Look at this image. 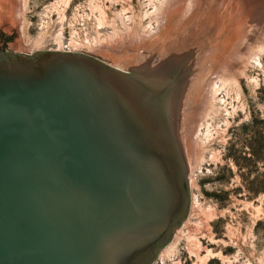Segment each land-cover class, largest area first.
Instances as JSON below:
<instances>
[{
    "label": "water",
    "instance_id": "obj_1",
    "mask_svg": "<svg viewBox=\"0 0 264 264\" xmlns=\"http://www.w3.org/2000/svg\"><path fill=\"white\" fill-rule=\"evenodd\" d=\"M184 61L0 53V264L156 261L191 206Z\"/></svg>",
    "mask_w": 264,
    "mask_h": 264
},
{
    "label": "rangeland",
    "instance_id": "obj_2",
    "mask_svg": "<svg viewBox=\"0 0 264 264\" xmlns=\"http://www.w3.org/2000/svg\"><path fill=\"white\" fill-rule=\"evenodd\" d=\"M242 4L0 0V53L82 52L127 71L172 60L192 68L178 127L191 206L176 249L153 264H264V20Z\"/></svg>",
    "mask_w": 264,
    "mask_h": 264
},
{
    "label": "bare ground",
    "instance_id": "obj_3",
    "mask_svg": "<svg viewBox=\"0 0 264 264\" xmlns=\"http://www.w3.org/2000/svg\"><path fill=\"white\" fill-rule=\"evenodd\" d=\"M242 8H243V13L246 16L252 15V16H254L255 20L258 22H260L262 19L264 20V18H263L264 17V0H243ZM166 10L168 11V9H166ZM169 11H170V6H169ZM164 12H166V11L164 10ZM175 247H176V240H173L170 244H168L161 251L160 257H159L160 260H163L167 255L171 254L173 252V250L176 249Z\"/></svg>",
    "mask_w": 264,
    "mask_h": 264
}]
</instances>
